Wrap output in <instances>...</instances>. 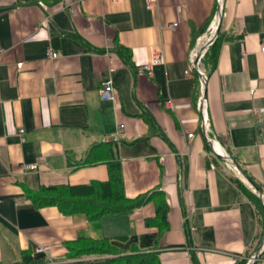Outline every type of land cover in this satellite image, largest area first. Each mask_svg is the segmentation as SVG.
I'll use <instances>...</instances> for the list:
<instances>
[{"label": "crops", "instance_id": "0c3cea01", "mask_svg": "<svg viewBox=\"0 0 264 264\" xmlns=\"http://www.w3.org/2000/svg\"><path fill=\"white\" fill-rule=\"evenodd\" d=\"M217 2L0 0V264L26 249L46 264H72L64 242L79 234L109 238L123 252L155 249L160 264L251 263L264 239V203L207 138L263 192L264 122L256 111L264 108V0H222L224 35L203 86L204 130L189 54L215 27ZM48 48L59 55L47 58ZM157 55L151 75L137 71ZM105 79L114 85L110 100L99 95ZM106 142L116 144L128 197L164 193L166 231L145 223L152 202L94 226L83 213L26 197L42 185L106 180V163L81 165L92 144ZM45 245L48 253L37 251ZM253 264H264L263 245Z\"/></svg>", "mask_w": 264, "mask_h": 264}, {"label": "trees", "instance_id": "16d2710c", "mask_svg": "<svg viewBox=\"0 0 264 264\" xmlns=\"http://www.w3.org/2000/svg\"><path fill=\"white\" fill-rule=\"evenodd\" d=\"M17 1L28 3L34 0ZM215 13L216 9L212 13L209 22ZM209 22L206 23L204 29L208 27ZM223 35V32L219 31L216 42L210 46L202 57L205 75L216 63L217 48ZM192 38H194V35ZM122 56L127 61L124 53H122ZM100 162L106 163L108 167L106 180H91L87 183L75 185H42L38 190H27L26 197L39 207L55 205L64 214L83 213L94 226L98 225L100 218L105 214L131 211L152 202L154 215L147 217L145 223L147 226L156 227L160 233L166 231L168 229V204L164 193L159 188H153L135 197H128L124 191L117 147L113 142L92 144L81 165H93ZM249 195L257 211L261 213L262 205L259 203L257 195L252 192ZM64 246L66 248L64 255L68 259L74 260L72 264H160L155 249L140 251L132 248L129 252H123L106 237L96 238L79 234L75 239L65 241ZM8 264H46V259H36L32 256L31 250L26 249L22 251L19 259Z\"/></svg>", "mask_w": 264, "mask_h": 264}, {"label": "built area", "instance_id": "2783aa9c", "mask_svg": "<svg viewBox=\"0 0 264 264\" xmlns=\"http://www.w3.org/2000/svg\"><path fill=\"white\" fill-rule=\"evenodd\" d=\"M145 2H146V7L151 8L156 4L157 0H145ZM176 26H177L176 22L171 25V27H173V28ZM214 29H215V27L212 25L208 30L209 31L208 34L204 35V38L202 39V41H199V45L197 47H194L193 49H191L190 54H189V69L190 70H196L200 74V76H201V74H203L205 76L204 68L202 67V57L204 55L203 52L205 50V47L208 46V44H209V42L213 36ZM260 50L264 52V43L261 44ZM202 53H203V55H202L201 59H199V57ZM58 55H59L58 52H56L52 49H49V48L45 51V56L47 58H55ZM159 62H161V56L157 55L153 58V60L150 64L138 67L137 71L138 72H145L147 75H151L152 74V70H151L152 65L157 64ZM205 78H206V76H205ZM204 82H205L204 78L200 77V86H199V94L200 95H199V99L197 101V109L199 111V114L201 117V122L203 124L202 127L205 130V128L208 125V114H207L206 104L203 100ZM113 92H114V85H113L112 80H110V79L103 80L101 82V86L99 88V95H100L101 100H110L113 96ZM256 113H257V116L259 117V119L264 122V108L257 110ZM121 130H122V128L120 127L118 129V131L120 132ZM22 133H23V130H20V134H22ZM188 136L191 137L192 133H189ZM211 140L213 142L211 147L213 148V150L215 151L217 156L219 158H223L226 161H229L230 156L219 145L218 141H216L214 139H211ZM33 167H34L33 165H25L23 168L26 170V169H30ZM263 246H264V244H263ZM49 250H50L49 245L37 247V251H40V252L48 253Z\"/></svg>", "mask_w": 264, "mask_h": 264}, {"label": "water", "instance_id": "95a60500", "mask_svg": "<svg viewBox=\"0 0 264 264\" xmlns=\"http://www.w3.org/2000/svg\"><path fill=\"white\" fill-rule=\"evenodd\" d=\"M217 8H218V11H217V16H216V25H215V29H214V33H213V36L208 44L207 47H205V50L203 53H205L209 48L210 46L215 42L216 38H217V35H218V32H219V28H220V24H221V18L223 16V6H222V0H218L217 2ZM203 53L200 55L199 59H201ZM202 78H204L205 80V76L203 74H201ZM204 102H205V98L203 99ZM207 141L209 143V145H212L213 142L211 139L207 138ZM224 162H226L228 165L232 166L233 168L236 169V171L239 173V175L243 178V180H245V182H247V184H249L251 187H253L255 189V191L258 193V195L261 197L263 203H264V194L263 192L260 190V188L258 186H256L254 183H252L249 178L243 173V171L232 161V159L230 158L229 161H226L224 160L223 158H221ZM264 244V239H263V242L259 245V247L256 249L254 255L251 257V263L250 264H253L256 262V260L258 259V252L261 248V246Z\"/></svg>", "mask_w": 264, "mask_h": 264}, {"label": "rangeland", "instance_id": "374dc122", "mask_svg": "<svg viewBox=\"0 0 264 264\" xmlns=\"http://www.w3.org/2000/svg\"><path fill=\"white\" fill-rule=\"evenodd\" d=\"M202 67L204 68V65H203V63H202ZM205 70V69H204ZM97 232L95 231V233L94 234H96ZM93 237H96V236H93Z\"/></svg>", "mask_w": 264, "mask_h": 264}]
</instances>
